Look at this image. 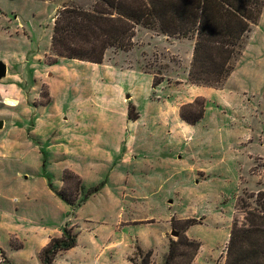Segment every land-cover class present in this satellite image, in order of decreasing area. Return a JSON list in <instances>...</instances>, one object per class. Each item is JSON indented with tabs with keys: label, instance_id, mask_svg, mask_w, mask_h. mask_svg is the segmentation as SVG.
Listing matches in <instances>:
<instances>
[{
	"label": "rangeland",
	"instance_id": "1",
	"mask_svg": "<svg viewBox=\"0 0 264 264\" xmlns=\"http://www.w3.org/2000/svg\"><path fill=\"white\" fill-rule=\"evenodd\" d=\"M95 1L0 0V51L3 50L9 56L3 62L11 65L12 72L18 73V76L10 79H15V83L19 80L20 88V91L15 86L9 88L11 80H0V118L5 119V128L0 132L4 137L0 136V140L7 138L17 142L15 139L20 135L16 129L19 125L16 124L14 128L9 125L10 120L4 117L3 111L7 107L5 100L2 103L3 99H15L14 104H6L9 106L16 105L19 99L20 108L50 100L49 86L45 80L46 73L52 71L48 64L57 59L50 46L54 16L63 6L90 9ZM259 29L257 35L261 38L264 34V22H260ZM193 43L191 38L170 37L158 28L136 25L131 48L125 51L115 48L106 50L103 60L111 65L110 71L99 72L102 65L97 63H76L68 60L60 64L53 73V87L57 92L60 90L62 99L83 102L82 106L86 109L83 107L84 112L78 114V118L84 129L76 127L74 131L77 134L84 132L85 142L98 146L110 145L112 149H131L132 155H136L138 159V177L145 178L148 171L152 179L147 186L141 181L137 182V189L148 195V200H140L137 206L139 215L151 216L156 222L149 224L153 220H139L138 223L141 224L126 228L122 232L131 237H155L166 225V220L173 217L172 223L176 228L172 225L165 233L168 242L169 238H177L170 234L172 229H188L186 235L200 243L193 264H225L232 221L235 218L242 221L243 202H250L249 195L264 190V91L260 100L242 98L241 102L244 104L220 113L217 121L210 116L211 111L206 110L203 119L194 126L186 130H173L164 126L159 118L154 119L156 115L151 116L154 113L152 111L156 110L150 104L151 101L160 103L167 99L165 94L170 91L159 86L152 87L148 74L121 70V65L137 66L139 70L150 73L152 79L155 76L165 83L177 85L182 83L179 79L184 78L187 84L188 76L185 77L182 70ZM1 58L4 57L0 55ZM263 68L264 51L261 50V76ZM24 82L25 90L21 89ZM239 83L249 88L253 82L245 79ZM62 85L70 87V90L65 93ZM32 86L34 87L31 88ZM123 97L125 101L122 100ZM100 98L112 102V115L117 116L119 110L125 112L117 127L109 129L104 128L103 124L100 125L96 112L97 107L102 106ZM196 99L199 103L202 98ZM208 104L212 105L210 102ZM216 122L218 125H215ZM100 127L105 135H112L109 141L105 140L104 135H98L101 132ZM217 127L220 129L216 130ZM225 127H229V130L225 131ZM55 129L54 121H47L40 132L51 134ZM27 132L25 130L23 135H28ZM37 141L39 142L38 139ZM30 142L36 143L33 139ZM6 143L5 148L11 147ZM41 145L44 147L45 143ZM9 152V156L0 159V163L8 164L7 167L10 168L5 174H0V184L4 182L13 185L17 179L22 178L26 180L27 186H31L33 192L32 187L36 185L38 189L39 177H42L48 187L53 188L51 177L46 172L44 151L41 169L29 175L22 167V162L27 158L17 152L12 155L11 149ZM143 156L151 161V168L142 160ZM32 169L33 167L30 168ZM17 174L19 178H16ZM75 181L71 178L64 183L62 189L72 203H76L83 196V192L76 188ZM0 189L4 190V187ZM8 195L6 193L4 198L9 199ZM4 198H0V207L5 206L3 204H13ZM98 203L103 204L99 197L91 199L86 208L92 212ZM42 204L44 211L46 201H42ZM77 207L71 206L72 209ZM58 221L57 218L43 215L42 223L45 225L56 224ZM69 228L77 235L76 226ZM10 237L8 232L0 233V246L12 250L22 245L20 239ZM163 250L161 244L157 245L154 256L152 250L153 264H161L167 252L166 250L162 254ZM111 256V252H106L104 262ZM20 257L16 259L20 261ZM5 259L0 254V262L6 263ZM128 260L139 263L140 256L133 250ZM8 264L12 263L8 261Z\"/></svg>",
	"mask_w": 264,
	"mask_h": 264
},
{
	"label": "crops",
	"instance_id": "2",
	"mask_svg": "<svg viewBox=\"0 0 264 264\" xmlns=\"http://www.w3.org/2000/svg\"><path fill=\"white\" fill-rule=\"evenodd\" d=\"M260 22L261 24L264 22V7L257 24L247 33L242 52L223 85L216 88L191 83L186 84L184 78L179 79L182 80V83L173 85L162 80L155 86L168 89L170 92H166L167 99H163L162 102H150L152 109L156 110V112L152 111L154 113L151 116L156 115L154 119L159 118L158 120H161L164 126L171 127L173 130H186L196 123L188 124L183 121L180 117V107L192 103L198 97L204 101V112L200 120L203 119L205 111L208 110L211 111L210 116L216 121L220 117V113H225V111L234 109L237 105L244 104V102H241L244 97L260 100L264 91V68L261 76V50L264 51V34L261 38H258L257 35V31L260 30ZM0 55L4 57L0 59L2 62L9 57L3 50L0 51ZM191 58L192 49L182 70L185 77L188 76ZM68 60L76 63H91L60 57L57 58L56 63L48 64L52 71L46 73L45 82L48 83L50 93V100L47 103L24 105L20 108L18 99L17 104L14 106L5 104L7 109L3 111L4 117L10 120L9 125L14 128L16 124L19 125L16 129L20 132V135L15 139L17 142L9 141L7 138L0 140V159L9 156L10 149L12 155L16 152L22 154L27 158L24 163L22 162L23 171L29 175L33 171L37 172L41 169L42 151H44L46 172L51 177L53 188H49L42 177H39L38 189L36 185L32 187L33 192L31 186H27L26 180L22 178L17 179L16 184L13 185L4 182L0 184V187H4V190L0 189V198L3 199L5 194L8 193L9 199H4L7 202H13L12 205L8 203L0 207V233L8 232L11 235L10 239L16 237L22 241V245L12 250L0 246V254L6 258V263L0 262V264H8V261L12 264H41L40 250L48 244L51 238L60 237L63 227L69 228L71 226L77 228L76 243L69 249L59 251L52 264H133L128 260V257L133 253L135 242L143 249H152L153 256L157 245L161 244L164 249L162 254H164L168 247L165 233L170 230L173 217L166 220V225L155 237H131L122 232L126 228L141 224L138 223L139 220H153V223L149 224L156 222L151 216L139 215L137 206L140 200H148V195L137 189V182L141 181L144 186H147L152 179L148 175V171H146L145 178L138 177V159L136 155H132L131 149H112L110 145L109 147L98 146L85 142L84 132L77 134L74 131L76 127L84 129L78 114L84 112L85 106H82L83 102L80 100L66 101L65 98L62 99L59 95L60 90L57 92L53 87L55 84L53 73L58 70L60 64L68 62ZM3 63L6 66V73L0 80L13 81L9 82L8 87L15 86L18 89L17 91H20L19 80L15 83V79H10L18 76V73L11 71L9 63ZM97 64L102 65L98 69L99 72L110 71L111 65L106 63L105 60ZM125 69L129 72L148 74L152 82V75L139 70L137 66L121 65V70ZM245 79L253 82L249 88L239 83V81ZM62 86L65 93L70 90V87ZM155 86L152 85V87ZM21 89H26L25 82ZM5 99L2 100V103ZM100 99L102 106L97 107L96 111L97 116L100 118V125L103 124L104 128L109 127V129L120 125L125 112L119 110L117 116L112 115V102L108 99ZM122 100L125 101V97ZM118 107H120V103ZM107 112L108 114H106ZM0 120L3 121L0 128L1 132L5 128V119L0 118ZM47 121H54L56 129L51 134L50 132L42 134L40 131ZM215 125H218V123L216 122ZM219 129V127L216 128V130ZM25 130L28 131V135H23ZM100 130L101 132L98 135H104L105 140L109 141L112 135H105L101 127ZM228 130L229 127H225V131ZM88 134L91 135L89 132ZM0 136L4 137V135ZM31 139L38 144L31 143ZM43 142L45 143L44 147L41 145ZM4 143L11 147L5 148ZM17 146L19 147L17 148ZM142 160L151 168V161L148 158L143 156ZM7 166L8 164L0 163V174L9 171L10 168ZM31 167H33L32 170H30ZM66 170L78 176L80 180L79 191L83 194L90 187L102 183L101 189L89 194L86 200L76 209H72V205L67 204L55 194L56 191L63 189L62 175ZM16 178H19V174L16 175ZM98 197L103 204L98 203L92 212L89 211L86 204L91 199L94 200ZM42 201H46L44 211L42 210ZM43 215L44 217L57 218L59 221L56 224L45 225L42 223ZM185 234L188 235V229ZM106 252H111L112 256L107 262H104ZM23 254L25 256H22ZM16 257H20L21 260H17Z\"/></svg>",
	"mask_w": 264,
	"mask_h": 264
},
{
	"label": "trees",
	"instance_id": "3",
	"mask_svg": "<svg viewBox=\"0 0 264 264\" xmlns=\"http://www.w3.org/2000/svg\"><path fill=\"white\" fill-rule=\"evenodd\" d=\"M263 7L264 0H96L90 9L63 6L52 20L50 46L56 58L101 63L108 48H131L136 25L158 28L170 37L193 39L188 81L217 87L234 68L245 37L257 24ZM56 62L57 59L49 64ZM161 81L153 76L152 85ZM203 112V99L180 107V117L188 124L197 123ZM71 178L76 180L79 190L78 176L63 172L64 183ZM101 185L90 187L76 203L62 189L55 194L67 204L79 206ZM249 198L250 202L241 206L242 221H232L225 264H264V190ZM171 225L175 227L172 219ZM176 231L177 238H169L161 264H193L200 243L189 238L184 230ZM75 243L76 234L63 227L62 235L51 238L40 250L41 264H52L59 251ZM134 250L140 262L131 260L133 264H153L152 249H143L136 243Z\"/></svg>",
	"mask_w": 264,
	"mask_h": 264
},
{
	"label": "water",
	"instance_id": "4",
	"mask_svg": "<svg viewBox=\"0 0 264 264\" xmlns=\"http://www.w3.org/2000/svg\"><path fill=\"white\" fill-rule=\"evenodd\" d=\"M5 73H6V66H5V64L0 60V78H2L3 76H5ZM2 123H3V121L0 120V128L2 127ZM170 234H171L172 236L176 237L178 233H177L176 230L172 229V230L170 231Z\"/></svg>",
	"mask_w": 264,
	"mask_h": 264
},
{
	"label": "bare ground",
	"instance_id": "5",
	"mask_svg": "<svg viewBox=\"0 0 264 264\" xmlns=\"http://www.w3.org/2000/svg\"><path fill=\"white\" fill-rule=\"evenodd\" d=\"M14 102H15V101L12 100V99H9V98H6V99H5V103H6V104L12 105V104H14Z\"/></svg>",
	"mask_w": 264,
	"mask_h": 264
}]
</instances>
